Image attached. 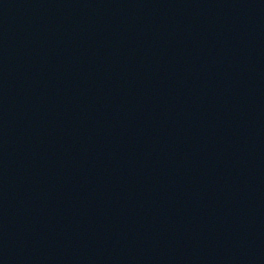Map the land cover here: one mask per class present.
Wrapping results in <instances>:
<instances>
[{"label": "water", "instance_id": "1", "mask_svg": "<svg viewBox=\"0 0 264 264\" xmlns=\"http://www.w3.org/2000/svg\"><path fill=\"white\" fill-rule=\"evenodd\" d=\"M108 264H264V148L189 188Z\"/></svg>", "mask_w": 264, "mask_h": 264}]
</instances>
